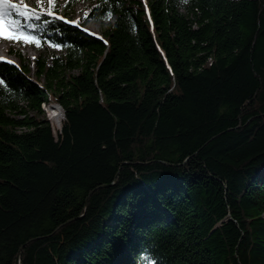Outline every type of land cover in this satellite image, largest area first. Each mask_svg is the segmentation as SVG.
I'll return each mask as SVG.
<instances>
[{
    "label": "trees",
    "instance_id": "16d2710c",
    "mask_svg": "<svg viewBox=\"0 0 264 264\" xmlns=\"http://www.w3.org/2000/svg\"><path fill=\"white\" fill-rule=\"evenodd\" d=\"M81 1L0 62V264H264V0Z\"/></svg>",
    "mask_w": 264,
    "mask_h": 264
},
{
    "label": "rangeland",
    "instance_id": "374dc122",
    "mask_svg": "<svg viewBox=\"0 0 264 264\" xmlns=\"http://www.w3.org/2000/svg\"><path fill=\"white\" fill-rule=\"evenodd\" d=\"M67 0H52V3L49 4V0H7V3L9 4H15L20 8H27L31 10L32 13H35V15H48L47 13L51 12L52 17H56L59 19H62L67 22L68 24L77 26L78 23H81L83 21V15L88 11L89 7L92 5V3L89 2H79L75 5V9L73 12L69 13L67 18L62 17L63 10H65L63 7L66 4ZM7 11V9H5ZM35 20V18H32ZM16 21V24H9V21ZM30 19H25L22 16H17L15 12H12L10 16H5L4 20H0V62L7 63L11 65L14 68H19L20 66L26 65V75L25 77L36 81V78L34 76V72L36 70L34 66V59L40 55H43L45 57H48L53 54H62V50L60 48H49L47 50L39 51L36 47L32 46L31 43L27 41H21L20 39L11 40L6 39L5 37L16 35L15 33V27L18 23H26ZM79 25V24H78ZM82 27L81 29L93 36H100L101 34V26L99 24L93 23V22H86L83 25L79 26ZM20 52L23 56V58L26 59L25 63H22L19 59H17L13 53ZM77 74V73H73ZM40 84V83H39ZM47 108L44 111V117L49 121L54 136L56 139H58L59 134L61 131H56L54 128V125L52 121L49 120L48 117H50L49 109L51 107H56L60 109L63 112V109L58 104H46ZM44 108V107H43ZM64 113V112H63ZM64 120H65V115Z\"/></svg>",
    "mask_w": 264,
    "mask_h": 264
},
{
    "label": "snow or ice",
    "instance_id": "6c2138e0",
    "mask_svg": "<svg viewBox=\"0 0 264 264\" xmlns=\"http://www.w3.org/2000/svg\"><path fill=\"white\" fill-rule=\"evenodd\" d=\"M52 3V0H49V4ZM7 9V11H5ZM12 12H15L17 16H22L26 20L27 19H39L38 15H35V13H32L31 10L27 8H20L15 4H9L7 3V0H0V20H4L5 16H10ZM48 15H52L51 12L47 13ZM16 21H9V24H16ZM18 27H23V25H18ZM6 39H11V40H16V39H27L28 42L30 43H35L37 47H39V42L35 41L32 38L24 37L22 34L17 33L16 35L13 36H8L5 37Z\"/></svg>",
    "mask_w": 264,
    "mask_h": 264
},
{
    "label": "bare ground",
    "instance_id": "6f19581e",
    "mask_svg": "<svg viewBox=\"0 0 264 264\" xmlns=\"http://www.w3.org/2000/svg\"><path fill=\"white\" fill-rule=\"evenodd\" d=\"M46 106H47L46 104L42 105V108L44 107L43 108L44 111L47 108ZM49 113H50V117H48V118H49L50 121H52L55 130L58 131V132L61 131L62 127H63V124H64V116H63L64 113L60 109H58L56 107H51L49 109Z\"/></svg>",
    "mask_w": 264,
    "mask_h": 264
},
{
    "label": "water",
    "instance_id": "95a60500",
    "mask_svg": "<svg viewBox=\"0 0 264 264\" xmlns=\"http://www.w3.org/2000/svg\"><path fill=\"white\" fill-rule=\"evenodd\" d=\"M19 264V263H18Z\"/></svg>",
    "mask_w": 264,
    "mask_h": 264
}]
</instances>
